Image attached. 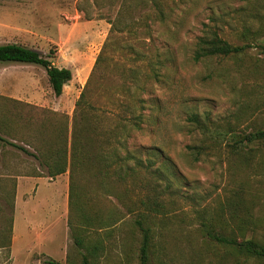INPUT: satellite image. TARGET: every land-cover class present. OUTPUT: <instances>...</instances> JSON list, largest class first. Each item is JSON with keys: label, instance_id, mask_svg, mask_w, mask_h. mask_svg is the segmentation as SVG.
Here are the masks:
<instances>
[{"label": "rangeland", "instance_id": "374dc122", "mask_svg": "<svg viewBox=\"0 0 264 264\" xmlns=\"http://www.w3.org/2000/svg\"><path fill=\"white\" fill-rule=\"evenodd\" d=\"M161 8L165 19L155 22V4L141 0H0V44L35 41L43 54L55 51L56 65L73 72L58 96L42 66L0 63V264L47 259L78 264L93 243H101L93 264H140L136 213L130 209L137 206L139 192L144 194L145 169L138 168L139 185L129 186L116 173L106 176L76 163L71 205L70 160L66 172L51 177L34 155L35 145L54 140L45 135L66 119L71 136L73 122L81 118L77 101L84 89L89 118L97 124L94 151L107 139L124 102L138 106L144 98L147 105L159 97L167 106L166 116L160 112L161 125L144 127L129 139L131 146L162 144L173 158L155 163L174 173L178 205L157 218L151 264H264L206 240L198 229L200 218H228L235 201L237 220L252 222L247 235L264 240V138L232 153L230 134L216 151L194 161L186 146L198 144V136L180 127L188 111H197L211 118L210 126L230 133L264 130V0H162ZM209 27L248 47L235 56L194 60L197 38ZM157 53L168 58L161 72L173 74L171 82L151 75L149 61ZM128 68L139 70L136 87L126 79ZM81 207L110 216L109 225L78 222ZM233 224L236 229L240 222L228 227ZM235 235L240 240L238 231Z\"/></svg>", "mask_w": 264, "mask_h": 264}, {"label": "trees", "instance_id": "16d2710c", "mask_svg": "<svg viewBox=\"0 0 264 264\" xmlns=\"http://www.w3.org/2000/svg\"><path fill=\"white\" fill-rule=\"evenodd\" d=\"M143 2H153L158 9L157 16L153 21L163 22L165 14L162 7V0H141ZM203 34L198 36L193 52V59L196 61L210 59L217 56H235L243 53L248 44L235 45L228 40L222 38L216 29L206 28ZM106 49V47H105ZM103 50V52L105 51ZM103 52L98 57L97 63L104 58ZM166 54L157 53L154 58L149 61L151 75L158 80L169 81L174 78L173 74L162 73L161 69L166 67ZM56 58L55 51L51 50L48 54H43L41 51L31 48L27 45L8 42L0 44V63L15 62V63H34L42 66L48 75L50 85L56 95H61L64 86L68 84L73 78V72L70 68L56 65L54 59ZM138 69L128 68L125 70V75L133 83V86L138 85ZM161 77V79H160ZM163 77V79H162ZM167 82V83H169ZM85 89L82 91L80 99L77 101L80 110V121H74L72 125V134L69 136L70 124L68 120L64 122L63 126L58 125L55 132L47 134L53 139L42 141L35 145V157L41 159L48 168L49 176L53 177L67 171L70 160V200L72 205L73 194V171L74 165L79 163L83 167H94L96 173L109 176V173H116L118 181L128 184L129 186H138L140 179L138 168L145 169L146 176L142 180V193L139 192V199L136 202V207L130 209L136 213L132 220L134 232L139 236V260L140 264H151L152 254L156 253V227L157 218L160 214L165 215L172 211L178 205L177 199L173 196L175 186L171 182L170 176L174 173L167 171V168H160L155 166L156 160H164L171 162L173 158L167 153L162 144L134 145L131 146L129 139L134 132L142 131L144 127H153L161 125L164 119L160 115L163 112L164 116L167 114V106L162 103L159 97L153 99L152 102L146 105L144 98L139 99L140 105L133 102H124L120 105V114L117 115L115 124L110 130L107 139L100 140L99 149L94 151L92 147L93 139L97 142V133L95 127L97 124L91 121L90 112L86 105L89 102L85 99ZM144 109L149 108V112H143ZM89 108V107H88ZM187 113V112H186ZM211 118L205 114L197 111L190 112L186 117V121L180 124L192 135L198 136V144H188L186 146V154L194 161L203 160L204 157L216 151L222 140L231 134L228 147L230 151L237 152L244 149L247 143L253 142L256 139L264 138V130L252 131L248 134L230 133L229 130L221 126H210ZM209 133V134H208ZM233 134V135H232ZM100 135V134H99ZM61 137L59 143L57 138ZM205 137L209 139V144H206ZM0 139H3L0 136ZM16 145L13 142H10ZM104 143L109 145L108 150L104 149ZM57 145V146H56ZM23 150H27L25 146H19ZM92 147V149H91ZM113 176V174H112ZM106 177L102 184L106 183ZM113 178V177H112ZM111 178V179H112ZM164 183V184H163ZM171 188L173 190H171ZM233 201V200H232ZM88 203L90 202L87 201ZM240 204L233 201L234 211L229 210L230 215L226 219H211L204 220L200 218L199 231L206 239L216 242L220 245L231 248L238 254L246 257L264 259V240L254 236L247 235L248 227L251 221H245L244 217L240 220L238 218V210ZM224 213V212H223ZM221 215L223 218L225 215ZM78 222L90 226L99 225L100 227L109 225L111 217H104L97 213L86 211L83 207L79 209ZM110 219V220H109ZM240 222L236 229H230L228 226L232 222ZM71 223V220L69 219ZM238 231L240 240L235 235ZM100 244L93 243L87 246V252L83 253L78 264H93V257L96 251L100 248ZM45 264H68L55 259H47ZM70 264V263H69ZM72 264V263H71Z\"/></svg>", "mask_w": 264, "mask_h": 264}, {"label": "crops", "instance_id": "0c3cea01", "mask_svg": "<svg viewBox=\"0 0 264 264\" xmlns=\"http://www.w3.org/2000/svg\"><path fill=\"white\" fill-rule=\"evenodd\" d=\"M1 12V11H0ZM36 37H37V35H35L34 37H33V39L32 40H34V39H36ZM31 43H33V44H25V45H27V46H29V47H31V48H34V49H37V50H39V51H41V49H39L38 47H37V44H35L36 42L35 41H33V42H31ZM29 177H33V176H29ZM18 188H20V186L18 187ZM17 188V200H18V194H19V189ZM13 229H14V227H13Z\"/></svg>", "mask_w": 264, "mask_h": 264}]
</instances>
